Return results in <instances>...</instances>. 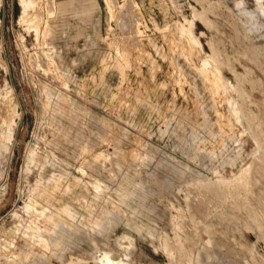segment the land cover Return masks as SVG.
I'll use <instances>...</instances> for the list:
<instances>
[{"label": "rangeland", "instance_id": "374dc122", "mask_svg": "<svg viewBox=\"0 0 264 264\" xmlns=\"http://www.w3.org/2000/svg\"><path fill=\"white\" fill-rule=\"evenodd\" d=\"M48 203L82 220L68 243ZM19 244L264 264V0H0V264Z\"/></svg>", "mask_w": 264, "mask_h": 264}, {"label": "crops", "instance_id": "0c3cea01", "mask_svg": "<svg viewBox=\"0 0 264 264\" xmlns=\"http://www.w3.org/2000/svg\"><path fill=\"white\" fill-rule=\"evenodd\" d=\"M111 14V11H110ZM112 15V14H111ZM122 55V58L124 60H128V53L129 51H120L119 52ZM117 64H115V66H119V62H116ZM49 181V177L47 179ZM60 180H61V175H52V181L56 182V184L52 187V189L50 190L51 194L53 195V191L58 188L59 184H60ZM92 183L94 184L95 188H99L101 187V183L97 180H93ZM39 188L42 190V195H43V188L41 187V185H38ZM135 190H128L127 194H133ZM49 192V191H47ZM41 195V196H42ZM52 203H48L47 207H48V217L51 216V214H55L58 216V218L55 221L51 222V226L54 229V232L57 233V235L59 236L58 239L62 240L65 243H68L71 239V235L72 233L75 232V228L73 227V220H78V221H82L81 219L77 218L76 213L72 210V208L67 204V203H63V204H59V205H51ZM108 218V216H106L105 212L101 213L100 217H96L94 220V225L96 227L98 226H102L105 221H103L104 219ZM51 220V219H49ZM107 223H109L110 220H106ZM27 240V239H26ZM49 240V239H48ZM19 253L22 259L21 264H32L31 261L27 258V253L26 250L24 248L23 245L19 244Z\"/></svg>", "mask_w": 264, "mask_h": 264}, {"label": "bare ground", "instance_id": "6f19581e", "mask_svg": "<svg viewBox=\"0 0 264 264\" xmlns=\"http://www.w3.org/2000/svg\"><path fill=\"white\" fill-rule=\"evenodd\" d=\"M37 14H34V15H32V16H36ZM109 258L107 257V260H108Z\"/></svg>", "mask_w": 264, "mask_h": 264}]
</instances>
